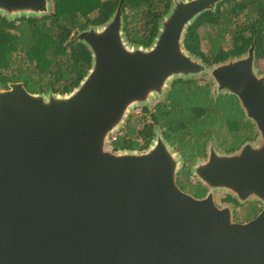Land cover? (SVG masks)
Here are the masks:
<instances>
[{"label":"water","instance_id":"1","mask_svg":"<svg viewBox=\"0 0 264 264\" xmlns=\"http://www.w3.org/2000/svg\"><path fill=\"white\" fill-rule=\"evenodd\" d=\"M221 1L171 0L147 48L126 41L119 2L103 25L75 36L91 64L71 92L0 87V264H264V72L256 40L209 67L184 48L188 27ZM50 12L51 0H0L9 21ZM204 75L216 96L236 97L257 138L230 153L209 146L188 169L206 190L196 198L178 186L183 162L158 130L142 151L108 143L132 110L163 99L177 79ZM219 194L258 202L260 211L236 222L232 204H216Z\"/></svg>","mask_w":264,"mask_h":264},{"label":"trees","instance_id":"2","mask_svg":"<svg viewBox=\"0 0 264 264\" xmlns=\"http://www.w3.org/2000/svg\"><path fill=\"white\" fill-rule=\"evenodd\" d=\"M51 1L52 12L41 18L9 21L0 16L1 88L21 82L30 93L67 94L91 64L88 48L75 40L79 31L103 25L121 2L126 41L147 48L171 5V0ZM254 39L255 58L263 59L264 0H222L214 12L201 14L188 27L184 48L209 67L245 53ZM141 113L126 120L125 134L117 137L112 150L142 151L158 130L183 162L184 185L180 188L196 198L203 197L206 190L189 180L188 167L205 158L209 146L230 153L257 138L236 97L216 96L212 82L205 77L173 81L164 98ZM133 120L141 124L137 131L135 124L130 125ZM224 201L238 205L229 196ZM259 211L258 202L248 203L245 222Z\"/></svg>","mask_w":264,"mask_h":264},{"label":"rangeland","instance_id":"3","mask_svg":"<svg viewBox=\"0 0 264 264\" xmlns=\"http://www.w3.org/2000/svg\"><path fill=\"white\" fill-rule=\"evenodd\" d=\"M206 47L205 45L202 46V51H206ZM257 66L259 68V70L261 72H264V58L263 59H259L257 60ZM201 77H205V78H208L206 75L204 76H201ZM199 78V77H198ZM157 101H153L148 108H151L154 104H156ZM141 108H136L134 110L131 111L130 113V116H141ZM135 124V131H137L140 127H141V124H137V122H135L134 120L131 121L130 125L133 126ZM125 128H126V122L125 124L123 125L122 129L118 132L119 135H124L125 134ZM189 168V167H188ZM189 180L192 182V183H196V181L192 178V176H190ZM226 196L224 195H215V202L218 206H224L226 205V203L224 204V198ZM252 201H249V202H246L244 204H238V205H235L233 202H228L231 206L234 207V221L236 222H245V218H244V215L246 214V209H247V204L248 203H251ZM249 217V215L247 216V218ZM251 220V219H250ZM249 221V220H248Z\"/></svg>","mask_w":264,"mask_h":264},{"label":"flooded vegetation","instance_id":"4","mask_svg":"<svg viewBox=\"0 0 264 264\" xmlns=\"http://www.w3.org/2000/svg\"><path fill=\"white\" fill-rule=\"evenodd\" d=\"M185 166L187 167V165L185 164ZM190 167V166H189ZM187 169V168H186ZM181 172H183L182 170H180V173L177 175V184H178V186L180 187L181 185H184L183 183H184V178H183V173H181ZM194 179V178H193ZM195 181H196V179H194ZM196 183H197V181H196ZM184 191V190H183ZM225 203H227V202H225L224 201V204Z\"/></svg>","mask_w":264,"mask_h":264},{"label":"built area","instance_id":"5","mask_svg":"<svg viewBox=\"0 0 264 264\" xmlns=\"http://www.w3.org/2000/svg\"><path fill=\"white\" fill-rule=\"evenodd\" d=\"M118 136H119L118 133H114V134L110 135V137H109V143H108V146H109L110 149H112V145L117 140V137Z\"/></svg>","mask_w":264,"mask_h":264}]
</instances>
